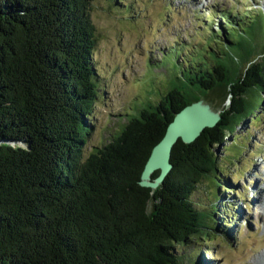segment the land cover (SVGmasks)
Returning a JSON list of instances; mask_svg holds the SVG:
<instances>
[{
  "label": "trees",
  "instance_id": "16d2710c",
  "mask_svg": "<svg viewBox=\"0 0 264 264\" xmlns=\"http://www.w3.org/2000/svg\"><path fill=\"white\" fill-rule=\"evenodd\" d=\"M97 1L0 0V264H186L188 248L187 264H206L191 246L230 222L192 196L208 179L228 188L219 150L240 157L243 145L228 140L264 120V8L214 7L218 28L199 18L198 44L175 40L149 59L146 97L88 149L106 103ZM103 1L137 17L131 0ZM192 103L218 112L217 123L175 143L163 181L159 169L144 179L154 146Z\"/></svg>",
  "mask_w": 264,
  "mask_h": 264
},
{
  "label": "rangeland",
  "instance_id": "374dc122",
  "mask_svg": "<svg viewBox=\"0 0 264 264\" xmlns=\"http://www.w3.org/2000/svg\"><path fill=\"white\" fill-rule=\"evenodd\" d=\"M131 2L132 14L137 15L132 21L118 12H111L103 0L94 5L92 18L100 35L95 57L105 70L106 103L97 105L96 130L88 149L101 141L108 127H118L117 119L132 112L137 101L146 97L154 85L149 59L159 61L161 50L170 48L171 44L175 46V40L198 44L204 34L198 26L199 18L210 16L218 28L221 18L217 10L212 13L214 7L237 6L241 11L264 8V0ZM170 4L172 9L169 10ZM165 13H169L170 20L162 19ZM262 117L264 119V113ZM238 136L237 139H229L228 143L243 145L244 152L240 157L236 153L219 150V157L224 158L219 167L228 179V188L217 189V184L208 179L197 187L192 196L199 207L212 210L213 204L217 205L215 212H220L217 217L222 220L219 225L224 226V221L230 222L226 234H220L214 241L203 240L191 246L190 250L201 255L206 264H264V120L253 126L243 123L239 126ZM199 245H202L201 250ZM181 253L186 264L193 260L189 248Z\"/></svg>",
  "mask_w": 264,
  "mask_h": 264
},
{
  "label": "water",
  "instance_id": "95a60500",
  "mask_svg": "<svg viewBox=\"0 0 264 264\" xmlns=\"http://www.w3.org/2000/svg\"><path fill=\"white\" fill-rule=\"evenodd\" d=\"M176 115L161 141L154 146L143 172L144 179H149L159 169L158 180L163 181L172 168L171 155L175 143L180 138L187 142L196 140L205 127L214 126L218 120V112H210L199 103L186 106Z\"/></svg>",
  "mask_w": 264,
  "mask_h": 264
}]
</instances>
